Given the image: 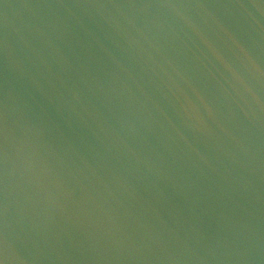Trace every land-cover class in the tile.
<instances>
[{
    "label": "water",
    "instance_id": "95a60500",
    "mask_svg": "<svg viewBox=\"0 0 264 264\" xmlns=\"http://www.w3.org/2000/svg\"><path fill=\"white\" fill-rule=\"evenodd\" d=\"M0 264H264V0H0Z\"/></svg>",
    "mask_w": 264,
    "mask_h": 264
}]
</instances>
